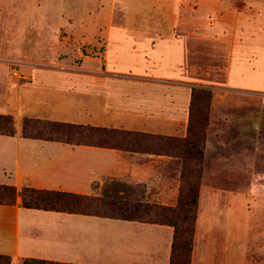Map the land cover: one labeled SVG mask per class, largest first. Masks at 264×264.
<instances>
[{"label":"rangeland","instance_id":"obj_1","mask_svg":"<svg viewBox=\"0 0 264 264\" xmlns=\"http://www.w3.org/2000/svg\"><path fill=\"white\" fill-rule=\"evenodd\" d=\"M170 40L181 44L171 60L183 65L172 67L168 78L186 88V110L182 131L154 136L181 142L153 139L147 147L176 157L164 165L166 176L175 170L178 176L175 203L145 202L139 187L107 182L109 193L79 208L169 223L180 236L190 223L183 216L195 218L191 194L221 187L212 184L207 167L220 148L231 158L229 193L245 198L242 216L234 197L229 200L231 245L235 227L245 224V260H253L264 247V0H0V114L19 131L22 118L100 126L107 118L93 116L94 92L103 75L153 73L142 49ZM34 108L45 116H59L49 109L65 110L67 119L29 115ZM190 119L195 127L188 133ZM116 126L106 127L128 130ZM7 140L0 139V162L10 160L13 141ZM184 142L202 143L201 156L188 154ZM15 191L0 218L4 233L11 231L9 206L20 202Z\"/></svg>","mask_w":264,"mask_h":264},{"label":"crops","instance_id":"obj_2","mask_svg":"<svg viewBox=\"0 0 264 264\" xmlns=\"http://www.w3.org/2000/svg\"><path fill=\"white\" fill-rule=\"evenodd\" d=\"M180 45L170 40L142 49L143 58L150 59V65L146 66L153 73L109 70L103 75L102 86L94 92L93 116H104L107 122L96 125H117L152 135H177L182 131L186 88L168 78L175 71L172 67L183 65L170 58L180 50ZM132 64L142 66L143 62ZM36 109L29 115L45 116L35 113ZM49 110L59 116L45 117L67 119L65 110L63 113ZM0 139L13 141L10 160L0 162V184L15 189L29 186L98 196L109 193L104 186L113 182L130 189L139 187L145 202L157 201L165 206L175 203L178 176L176 170L173 176H166L164 165L176 157L166 153L26 138L18 128L13 129L12 135H0ZM229 161L228 153L220 148L207 161L212 184L221 187L197 194L188 264H264V247L259 248L257 258L245 260V224L235 227L237 236L231 245L229 200L234 197L242 216L239 208L245 198L229 193ZM7 209L8 205H0V218ZM8 211L12 216L11 231L0 230V254L8 255L11 264H18L22 258L74 264H169L170 261L173 227L166 223L25 208L16 203Z\"/></svg>","mask_w":264,"mask_h":264},{"label":"trees","instance_id":"obj_3","mask_svg":"<svg viewBox=\"0 0 264 264\" xmlns=\"http://www.w3.org/2000/svg\"><path fill=\"white\" fill-rule=\"evenodd\" d=\"M203 96L204 93L202 92ZM196 98L194 91H191V103ZM40 128L36 133L32 134L28 132L29 128ZM194 126L192 119L189 120L187 125V132L190 133ZM21 135L26 138H37L43 140H55L69 144H87L102 147L118 148L121 150H152L147 147V143L156 139L159 142H179L178 139H168L164 137H155L152 134L121 130L117 128H108L103 126H92L88 124H75L62 121L52 120H30L28 118H22L20 123ZM43 131L44 134L40 135L39 132ZM13 124L11 117L8 114H0V135H12ZM181 142V141H180ZM186 145V151L190 155L201 156V147L197 148L194 142H184ZM157 152L156 150H152ZM16 193L14 187L8 184H0V205H9L13 199V195ZM18 194L20 196V206L25 208H38L42 210H54L75 212L82 214H94L102 215L95 212H82L79 208L81 201L83 200H98L97 197L81 195L71 192L36 189L29 186H21ZM191 205L196 203V195L191 194V197L187 201ZM132 205H136L132 203ZM125 206V205H124ZM110 216V215H104ZM123 219H138L133 216L113 215ZM190 220L188 229L184 230L180 236L176 228L173 226V234L171 241V250L169 257V264L172 261L176 264H188L189 253L191 249V237H192V220L191 217L184 215L183 220ZM154 222V221H150ZM162 223V222H159ZM170 225L169 223H166ZM0 264H10V258L8 255L0 254ZM20 264H74L63 263L52 260H43L35 258H22Z\"/></svg>","mask_w":264,"mask_h":264}]
</instances>
